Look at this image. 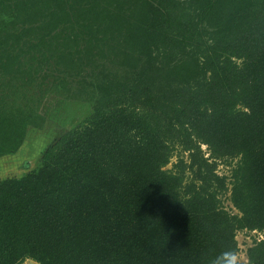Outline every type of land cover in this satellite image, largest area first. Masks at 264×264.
Listing matches in <instances>:
<instances>
[{
	"label": "trees",
	"instance_id": "trees-1",
	"mask_svg": "<svg viewBox=\"0 0 264 264\" xmlns=\"http://www.w3.org/2000/svg\"><path fill=\"white\" fill-rule=\"evenodd\" d=\"M57 90L92 111L0 180V264H264V0H0V157Z\"/></svg>",
	"mask_w": 264,
	"mask_h": 264
},
{
	"label": "rangeland",
	"instance_id": "rangeland-1",
	"mask_svg": "<svg viewBox=\"0 0 264 264\" xmlns=\"http://www.w3.org/2000/svg\"><path fill=\"white\" fill-rule=\"evenodd\" d=\"M2 19V18H1ZM4 22L10 21L8 16L3 15ZM7 26L5 29H8ZM96 73V72H95ZM94 73V74H95ZM76 79V78H75ZM79 79V78H78ZM93 78L88 77L86 84ZM67 79H65L66 82ZM3 81V80H1ZM22 90V89H21ZM23 91V90H22ZM57 90L53 93L43 95L41 105L39 106L36 114L41 116L42 121H39L41 127L34 128L29 126L24 141L20 148L12 154L3 155L0 157V180L12 177H19L25 172V166L28 169H32L36 166L38 158L56 137L71 130L90 114L92 111V103H85L81 101H75L66 99L63 92ZM23 93V92H22ZM20 102L18 101V104ZM202 152L205 157L208 156V151L205 147H202ZM180 157L187 159L186 153H180L176 151L169 164L165 169H171L172 165L176 163V160ZM237 159L226 160L218 163L217 173L220 176L229 177L230 169L234 166ZM222 206L232 213H236L229 202V192L220 197ZM258 238V234L239 232L236 234V242L238 244V252L233 257L232 262L234 264H244L246 262V249L252 244V240ZM18 264H38L31 259H24Z\"/></svg>",
	"mask_w": 264,
	"mask_h": 264
},
{
	"label": "built area",
	"instance_id": "built-area-1",
	"mask_svg": "<svg viewBox=\"0 0 264 264\" xmlns=\"http://www.w3.org/2000/svg\"><path fill=\"white\" fill-rule=\"evenodd\" d=\"M261 237H259V239H260Z\"/></svg>",
	"mask_w": 264,
	"mask_h": 264
}]
</instances>
